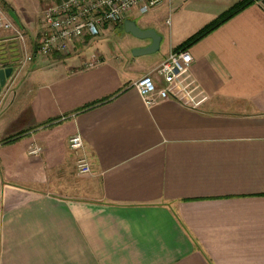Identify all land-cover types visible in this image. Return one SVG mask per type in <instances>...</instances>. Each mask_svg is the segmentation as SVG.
Listing matches in <instances>:
<instances>
[{
    "label": "crops",
    "instance_id": "1",
    "mask_svg": "<svg viewBox=\"0 0 264 264\" xmlns=\"http://www.w3.org/2000/svg\"><path fill=\"white\" fill-rule=\"evenodd\" d=\"M240 1L185 0L187 29L131 17L161 36L158 51L89 59L82 41L78 55H37L41 19L37 31L10 7L23 40L0 30V68L12 69L0 91V264H264V0L187 49L176 98L146 107L133 87ZM137 41L129 50L150 43Z\"/></svg>",
    "mask_w": 264,
    "mask_h": 264
},
{
    "label": "built area",
    "instance_id": "2",
    "mask_svg": "<svg viewBox=\"0 0 264 264\" xmlns=\"http://www.w3.org/2000/svg\"><path fill=\"white\" fill-rule=\"evenodd\" d=\"M42 12L41 32L36 46V54L48 57L58 53L67 54L70 47L86 38H96L107 24H120L131 19L133 14H146L166 0H45ZM0 30H13L15 38L22 41L23 37L15 24L0 9ZM30 60V58H28ZM192 63L187 50L172 52L153 71L160 79V84L152 74L141 76L133 83L146 107L176 98V82ZM92 66V63H89ZM69 148L75 155L76 171L79 175L90 174V166L86 159L79 155L83 149V141L76 134L68 140ZM41 147L33 145L29 155H38Z\"/></svg>",
    "mask_w": 264,
    "mask_h": 264
},
{
    "label": "rangeland",
    "instance_id": "3",
    "mask_svg": "<svg viewBox=\"0 0 264 264\" xmlns=\"http://www.w3.org/2000/svg\"><path fill=\"white\" fill-rule=\"evenodd\" d=\"M7 5L9 7H12L15 11H17L20 14H27L29 17L34 18L37 26V31L40 29V19H42V9L44 0H7ZM167 1H163L158 7L150 10L146 14L140 15V14H133L132 18L135 19L140 25L150 19H155L156 23L161 26L163 29L165 28L168 30L169 28L173 29H180L184 28L187 29V22L184 20H189V13L190 9L189 6H184L185 0H171L174 6H177L179 8V11L177 14H174L173 18V12L171 11V8L168 7ZM170 1V0H169ZM1 2H4V0H0V8L4 12V9L1 6ZM183 2V5H182ZM170 19V22L167 23L166 20ZM179 21L176 22L175 19H178ZM172 21V24L170 25ZM122 23L120 24H107V28L109 27L110 32H102L100 33L96 38L86 41L85 39L82 40L81 43H77V50L78 49H87L84 56L89 59L92 53H94L96 50L99 52H116L117 50L124 51V53L132 55V50H129L128 45L138 44V42L135 38H133L131 35L126 34L123 30V27H121ZM164 32V43L162 42V50L167 46V44H170L172 42V39H169L168 36L165 35ZM97 42L98 44H94ZM76 49L74 51H70L67 54L61 55V57L64 56H71V55H78L80 51H77ZM153 55V54H151ZM151 57V56H150ZM18 64L24 62V52H20V56L18 57ZM15 89L12 87L10 90L9 95L13 93ZM7 93V92H6ZM8 97V96H7ZM4 106L0 107V110H2ZM17 136V135H16ZM14 137V136H13Z\"/></svg>",
    "mask_w": 264,
    "mask_h": 264
},
{
    "label": "water",
    "instance_id": "4",
    "mask_svg": "<svg viewBox=\"0 0 264 264\" xmlns=\"http://www.w3.org/2000/svg\"><path fill=\"white\" fill-rule=\"evenodd\" d=\"M7 15L11 20L19 26V20L15 13L10 9H6ZM123 30L125 33L130 34L137 40H148L150 43L144 47H137L132 50V55L135 57L151 55L158 51L161 43V36L157 34L153 29H141L136 22L132 19H126L123 22ZM12 72L11 68H0V91L5 86L6 79L9 78Z\"/></svg>",
    "mask_w": 264,
    "mask_h": 264
},
{
    "label": "trees",
    "instance_id": "5",
    "mask_svg": "<svg viewBox=\"0 0 264 264\" xmlns=\"http://www.w3.org/2000/svg\"><path fill=\"white\" fill-rule=\"evenodd\" d=\"M252 2H253V0H242V1L238 2L233 7H231L228 11H226L225 13L220 15L216 20H214L211 23H209L208 25L204 26L198 32H196L194 35H192L190 38H188L185 42H183L182 44L177 46L173 50V52H179V51L187 50L189 47H191L192 45L199 42L201 39H203L208 34L213 32L215 29H217L219 26H221L226 21L231 19L233 16H235L236 14H238L239 12H241L242 10L247 8L249 5L252 4ZM1 6L4 9V11H6V9L10 8L5 2H1ZM12 11H13V9H12ZM107 100H109V99H107ZM107 100L101 101V102L93 104V105H89L87 107L80 109L79 111H83V110L93 108L94 106H97L103 102H106ZM50 126H52V125H50L49 122H48V124L46 123V125L44 124V127H50Z\"/></svg>",
    "mask_w": 264,
    "mask_h": 264
}]
</instances>
